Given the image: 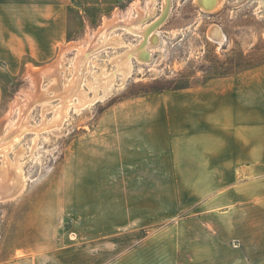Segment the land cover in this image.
<instances>
[{"label": "rangeland", "instance_id": "rangeland-1", "mask_svg": "<svg viewBox=\"0 0 264 264\" xmlns=\"http://www.w3.org/2000/svg\"><path fill=\"white\" fill-rule=\"evenodd\" d=\"M169 1L167 18L146 38L147 56L134 55L127 76L117 58L145 36L123 23L139 13L142 26L153 22L163 0H57L52 11L43 0L41 25H20L37 38L21 31L0 39V138L25 105L27 124L42 127L0 148V192L18 179L20 163L23 182L0 200V264H264V195L256 184L263 169L191 170L203 183L182 184L169 167L160 119L159 136L128 133V114L144 111L142 100L183 90L200 96L219 80L263 69L264 0H218L206 11L197 0ZM111 19L120 23L111 37L123 43L87 54L80 90L64 117L46 125L74 77L77 48L55 74H33L68 43H99L104 37L95 35ZM215 24L222 42L211 35Z\"/></svg>", "mask_w": 264, "mask_h": 264}, {"label": "crops", "instance_id": "crops-1", "mask_svg": "<svg viewBox=\"0 0 264 264\" xmlns=\"http://www.w3.org/2000/svg\"><path fill=\"white\" fill-rule=\"evenodd\" d=\"M56 2L45 0L44 4L52 11L57 9ZM42 5L43 0H0V26L5 30L0 35L7 34L0 39H15L21 31L37 38L36 32H26L20 25H41ZM26 10L33 13L27 14ZM52 17L51 24L56 22ZM209 87V92L200 96L183 90L157 97V103L149 101L153 97L147 98L141 102L145 103L144 111L131 110L128 114V133L135 137L159 136L154 124L156 117L160 119L169 167L177 170L182 184L203 183V176L191 170L246 166L264 170V67L219 80ZM256 184L259 194L264 195V176Z\"/></svg>", "mask_w": 264, "mask_h": 264}, {"label": "bare ground", "instance_id": "bare-ground-1", "mask_svg": "<svg viewBox=\"0 0 264 264\" xmlns=\"http://www.w3.org/2000/svg\"><path fill=\"white\" fill-rule=\"evenodd\" d=\"M198 3H200L201 8L206 10H212L215 9L214 6L218 3V0H197ZM220 1V0H219ZM164 4H163V9L161 14L151 23L142 26L141 24V14H137L136 16H131L125 19L124 21V27H126L127 30H130V32L132 33H140L143 32L145 38L143 39V41L137 45V47H135L136 49H140V52L136 51V49L130 48V50H128V52L124 55H121L117 58V65H118V70H122L125 73V75L127 76L126 73H129L131 66H132V57H134V55H136L138 53V55L141 56H147V51L145 50L146 48V38H149L148 36L150 34L153 33V31L155 29H157L158 26H160L165 19L167 18V14L169 11V0H163ZM132 10V9H131ZM130 10V11H131ZM216 10V9H215ZM116 19H111V20H106L105 24L103 25V27L99 30V32L95 35V38L100 34L104 37L103 40H101L99 43L96 42L93 44V41L91 42L89 48L85 47L82 48L81 45H79V43H68L64 46H62L61 50H60V57L58 58L57 61H55L54 63L40 69V71L36 70L35 74H33V77L35 79L41 77V75H51V74H55L56 69L58 68V64H59V60L62 58H65V52L69 51L71 48L76 47L78 50V54H77V58L75 61V65H74V69H75V73H74V77L72 79H70L66 84L65 90L57 95H59L61 97V102L60 105L57 107L56 105V110H54L56 112V115L54 117V119L49 122L46 123V125H52V124H56V122H58L59 120H61L64 115H65V109L68 107V103L71 101V97L74 96V94L76 95L77 91L80 90V82H81V75H82V70H84L86 68V64H87V54H89L92 50L97 49V46H104L108 43H118V44H122L123 40L119 37L118 38H113L111 37V29L113 27H118L117 24H120L119 22L115 21ZM144 22V21H143ZM122 25V24H121ZM113 31V30H112ZM115 31V30H114ZM212 36L217 39L219 42L224 41V32L222 31V29L220 28L219 25H214L212 27ZM155 33V32H154ZM157 34V33H156ZM114 36V35H113ZM143 37V36H142ZM151 37V36H150ZM156 39V38H155ZM149 40V39H148ZM152 41V40H150ZM110 44V45H111ZM129 45V44H128ZM145 47V48H144ZM58 56V55H57ZM89 56V55H88ZM140 59V58H139ZM138 60V59H137ZM146 60V59H145ZM105 66V65H104ZM57 67V68H56ZM88 68V66H87ZM73 69V68H72ZM103 70V69H102ZM34 72V71H33ZM81 72V73H80ZM102 73H107L104 70L102 71ZM71 75V74H70ZM95 75V74H94ZM103 75V74H102ZM106 75V74H105ZM104 75V76H105ZM107 76V75H106ZM54 77V75H53ZM109 77V76H108ZM100 78V77H99ZM107 78V77H105ZM104 78V79H105ZM59 79V78H58ZM97 79V78H96ZM102 79V78H101ZM109 79V78H107ZM37 80V81H38ZM98 80V79H97ZM100 80V79H99ZM103 81V80H102ZM105 81V80H104ZM91 85V84H90ZM96 85V83L94 84ZM99 85V84H98ZM58 86V85H57ZM100 86V85H99ZM107 86V85H106ZM105 86V87H106ZM96 87V86H95ZM111 87V86H110ZM63 88V87H62ZM99 88V87H97ZM107 88V87H106ZM46 93V92H45ZM105 94V93H104ZM33 95V94H32ZM36 95V94H35ZM44 96V94H42ZM79 95V94H78ZM40 96V95H39ZM81 96V95H80ZM45 97V96H44ZM89 97V96H88ZM34 100L36 101L37 98L36 96L33 97ZM47 98V97H46ZM45 98V99H46ZM81 98H79V100L81 101ZM95 98V97H94ZM33 100V101H34ZM83 100V99H82ZM94 100V99H93ZM31 101V100H30ZM84 103V101L82 102ZM32 104V103H31ZM33 106V105H32ZM54 106V105H53ZM49 107V106H48ZM52 107V106H51ZM26 108V105H25ZM23 110V113H21V118L19 119V121H17V123L15 124V126L13 127V129L9 132L6 133L4 137L0 138V148L6 146L8 147L9 144L16 138H18L19 136H21L24 132H26L28 129H37L40 130L42 127H31V125H28L26 121L28 120H24L26 117V110ZM29 108H30V104H29ZM31 109V108H30ZM49 110V108H48ZM67 110V109H66ZM28 111V110H27ZM29 113V112H28ZM9 114V113H8ZM28 117V116H27ZM26 117V118H27ZM31 120V119H30ZM4 125V124H3ZM3 125H1V128L3 127ZM1 132V131H0ZM1 134V133H0ZM5 147V148H6ZM3 150H5L4 148H2ZM8 149V148H6ZM6 151V150H5ZM21 158V157H20ZM18 162V161H17ZM16 165V164H15ZM12 165V166H15ZM19 166H21L18 164V166L16 165L15 172L13 173L15 178H18L15 182H13L10 187H6V189H3L0 192V200L2 199H8L10 197H13L19 190H21L23 182L21 180V172L18 171L17 169H21ZM1 168V167H0ZM12 167H10L9 169L11 170ZM12 171V170H11Z\"/></svg>", "mask_w": 264, "mask_h": 264}]
</instances>
